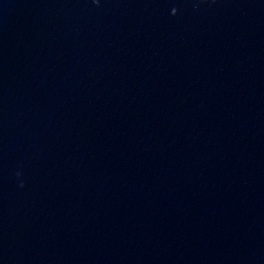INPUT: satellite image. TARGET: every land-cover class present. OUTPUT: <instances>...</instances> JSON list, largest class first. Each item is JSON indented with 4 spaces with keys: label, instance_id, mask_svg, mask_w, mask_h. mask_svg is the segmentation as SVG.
Instances as JSON below:
<instances>
[{
    "label": "water",
    "instance_id": "95a60500",
    "mask_svg": "<svg viewBox=\"0 0 264 264\" xmlns=\"http://www.w3.org/2000/svg\"><path fill=\"white\" fill-rule=\"evenodd\" d=\"M0 264H264V0H0Z\"/></svg>",
    "mask_w": 264,
    "mask_h": 264
}]
</instances>
